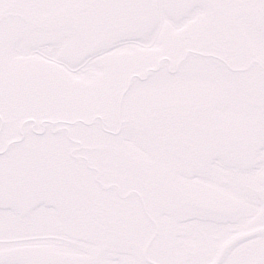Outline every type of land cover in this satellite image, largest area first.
Returning <instances> with one entry per match:
<instances>
[{
	"label": "snow or ice",
	"instance_id": "1",
	"mask_svg": "<svg viewBox=\"0 0 264 264\" xmlns=\"http://www.w3.org/2000/svg\"><path fill=\"white\" fill-rule=\"evenodd\" d=\"M0 264H264V0H0Z\"/></svg>",
	"mask_w": 264,
	"mask_h": 264
}]
</instances>
